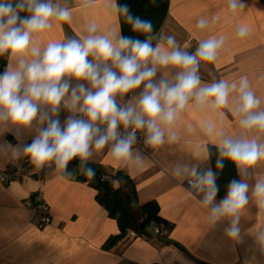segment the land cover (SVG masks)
I'll list each match as a JSON object with an SVG mask.
<instances>
[{"label": "clouds", "instance_id": "9594fccd", "mask_svg": "<svg viewBox=\"0 0 264 264\" xmlns=\"http://www.w3.org/2000/svg\"><path fill=\"white\" fill-rule=\"evenodd\" d=\"M93 3L94 0H81L80 6L87 8ZM246 7L244 0H227V10L233 15ZM112 8L132 32L145 38L124 36L115 29L100 33L92 22L87 26V35L79 39L49 40L40 47L42 34L53 29L55 22H71L72 9L53 0H0V57L7 54L8 59L0 72V135L24 130L30 136V142L8 145L14 159L27 156L38 170L54 166L56 171L68 175L69 163L78 160L82 174L91 178L95 171L89 161L95 151L107 147L115 160H134L139 165L144 157L139 150H133L137 131H146L144 143L153 149L166 142V131L168 142H175L178 137L172 126L191 107L190 101L194 100L200 110L205 106L222 110L229 107L234 92L232 114L239 118L240 127L264 132L261 100L251 89L247 76L240 77L238 83L201 80V62L216 61L225 44L224 35L200 40L193 54L181 48L174 36L154 35L152 22L134 14L128 4L113 0ZM220 20L221 14L217 13L211 21L199 19L196 27L203 30ZM249 31L248 26L238 25L236 35L243 38ZM153 41H157L155 46ZM158 69L166 75L168 69L178 71L172 80L163 78L154 83ZM69 78L87 82L91 87L84 83L72 87ZM141 84L144 90L135 102L119 107L117 96L123 98ZM45 108L48 111H43ZM62 108L70 113L63 122ZM101 126H106L103 132ZM120 128L127 134L121 135ZM203 131L218 138L216 169L222 170L228 160L240 179L230 180L226 195L217 202L220 187L216 171L211 167L201 171L199 165H184L183 170L192 177L189 186L203 194L199 202L207 207L210 222L217 225L227 220L224 235L240 241L243 210L253 199L264 208V174L257 172L264 162V142L248 138L246 132L226 135L212 121L206 122ZM174 174L182 175L180 165ZM256 239L264 244V231Z\"/></svg>", "mask_w": 264, "mask_h": 264}, {"label": "crops", "instance_id": "0c3cea01", "mask_svg": "<svg viewBox=\"0 0 264 264\" xmlns=\"http://www.w3.org/2000/svg\"><path fill=\"white\" fill-rule=\"evenodd\" d=\"M57 2L72 9V20L70 23L55 22L53 29L42 34L40 47L49 40L79 39L87 35V26L92 22L97 24L100 33L115 29L122 31L124 36L145 38L132 32L123 17L118 18L112 8L113 0H94L87 8L80 6L81 0ZM115 2L128 4L134 14L152 22L154 35L174 36L180 47L190 53L195 52L200 40L224 35L225 44L216 61L201 62L202 82L224 79L238 83L240 77L247 76L251 89L261 100L260 110H264V2L244 0L247 7L235 15L228 12L227 0ZM217 13L221 14L217 24L209 23L203 30L196 27L199 19L211 21ZM238 25L249 27L246 37L236 35ZM156 42L153 41L154 46ZM88 59L92 61L93 57ZM7 63L6 57L5 67ZM109 67L117 71L111 64ZM166 71L167 75L158 69L153 82L163 78L172 80L178 69ZM69 82L72 87L78 83L91 87L74 78H69ZM143 90L144 84H141L133 92L130 103H134ZM235 98L234 92L230 95L229 107L222 110H212L210 106L200 110L195 107L194 100L190 101L191 107L182 112L172 126L178 139L168 142L166 131L163 145L151 148L148 156L140 152L144 159L139 165L134 160H115L107 147L95 151L89 161L108 172H122L135 184L140 203L154 201L158 205L159 216L172 224L168 242L157 238H124L110 249L103 248L111 236L119 233L118 227L98 204L95 189L77 178L80 170L69 169L71 175H68L56 171L54 166L42 170L35 167L31 176L0 183V264H264V244L256 239L257 234L264 231V208L258 207L253 199L241 214L242 239L231 240L224 235L229 222L223 220L213 225L207 207L199 202L203 194L197 195L185 186L190 176L184 172V165L189 168L199 165L202 170L211 167L218 173L217 202L226 195L228 182L240 179L236 167L228 160L224 161L222 170L216 169L218 138L205 134L206 122L216 123L226 135L238 136L246 132L248 138L264 142V132L240 127L239 118L232 114ZM69 114L62 108L61 121ZM141 132L146 136L145 130ZM27 142L30 136L24 130L0 135V171L14 160L8 145ZM177 165L181 166V176L174 174ZM257 172L264 174V162ZM34 193H40L49 208L50 222L42 229L29 226L30 213L23 207V201Z\"/></svg>", "mask_w": 264, "mask_h": 264}, {"label": "trees", "instance_id": "16d2710c", "mask_svg": "<svg viewBox=\"0 0 264 264\" xmlns=\"http://www.w3.org/2000/svg\"><path fill=\"white\" fill-rule=\"evenodd\" d=\"M26 14L21 13V16ZM6 57L7 54L0 57V72L5 69ZM89 166L95 171L94 177L91 178L82 174L78 160L70 162L68 168L70 171L74 167L80 170L77 178L95 189L98 204L117 224L119 233L111 236L103 248L110 249L122 239H129L130 231L135 233L136 238H157L168 242L172 224L159 216V208L154 201L140 203L135 184L122 172H108L96 164Z\"/></svg>", "mask_w": 264, "mask_h": 264}, {"label": "built area", "instance_id": "2783aa9c", "mask_svg": "<svg viewBox=\"0 0 264 264\" xmlns=\"http://www.w3.org/2000/svg\"><path fill=\"white\" fill-rule=\"evenodd\" d=\"M257 1L264 2V0H257ZM56 2L57 0H53V3H56ZM134 91H131L123 98L117 96L116 99H117L118 106L127 107L130 104ZM78 117L83 118V117H80V114H78ZM104 127L106 126H101L102 132H103ZM119 131L121 132V135L127 134L123 128H120ZM127 131H131V128L128 129ZM136 137H137V142L133 145V149L139 150V152H141L144 155H147V156L150 155L151 147L147 146L144 143L145 136L141 132V130L136 132ZM45 167H48V166H45ZM34 168L35 166L31 164L27 156H22L19 160L14 159L3 170L0 171V183L7 184L21 177L31 176ZM200 170L202 171V169ZM190 179H192V177L186 180L185 186L189 190L193 191L194 193L198 195L199 192H197L195 189H192L189 186L188 181ZM23 207L30 213L29 218H28L29 226L37 228V229H42L49 224L50 222L49 208L40 193H34L30 197L26 198L23 201ZM129 238L130 239L136 238L135 233L130 232Z\"/></svg>", "mask_w": 264, "mask_h": 264}, {"label": "water", "instance_id": "95a60500", "mask_svg": "<svg viewBox=\"0 0 264 264\" xmlns=\"http://www.w3.org/2000/svg\"><path fill=\"white\" fill-rule=\"evenodd\" d=\"M70 168H68V171H69Z\"/></svg>", "mask_w": 264, "mask_h": 264}]
</instances>
